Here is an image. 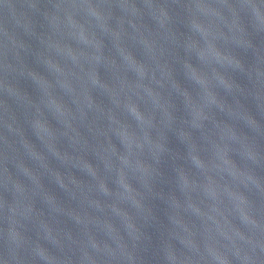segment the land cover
Returning <instances> with one entry per match:
<instances>
[{
	"label": "water",
	"instance_id": "water-1",
	"mask_svg": "<svg viewBox=\"0 0 264 264\" xmlns=\"http://www.w3.org/2000/svg\"><path fill=\"white\" fill-rule=\"evenodd\" d=\"M0 264H264V0H0Z\"/></svg>",
	"mask_w": 264,
	"mask_h": 264
}]
</instances>
